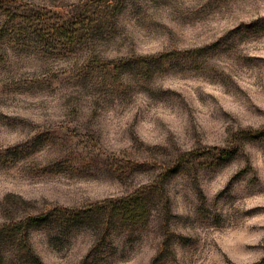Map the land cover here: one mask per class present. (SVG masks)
Returning <instances> with one entry per match:
<instances>
[{"label":"rangeland","instance_id":"1","mask_svg":"<svg viewBox=\"0 0 264 264\" xmlns=\"http://www.w3.org/2000/svg\"><path fill=\"white\" fill-rule=\"evenodd\" d=\"M142 190L148 220L109 215ZM22 234L45 264H264V0H0L3 264Z\"/></svg>","mask_w":264,"mask_h":264},{"label":"trees","instance_id":"2","mask_svg":"<svg viewBox=\"0 0 264 264\" xmlns=\"http://www.w3.org/2000/svg\"><path fill=\"white\" fill-rule=\"evenodd\" d=\"M229 155L230 153L223 152L220 157ZM146 193V190H142V193L138 192L136 194H131L121 197L118 200L111 201L110 206L107 208L109 215L117 218L122 223L129 222L138 224L148 220L150 218L151 209L146 199ZM44 217L46 216L34 214L31 215L27 221L29 222V225L37 226L44 222ZM26 236V234H22L21 236L14 238L11 242L17 245V247L22 251V254L25 255L29 264H45L30 245L25 247L23 246ZM3 262L4 248L0 249V264H3Z\"/></svg>","mask_w":264,"mask_h":264}]
</instances>
